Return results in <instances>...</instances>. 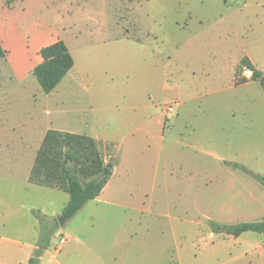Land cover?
<instances>
[{"label":"rangeland","instance_id":"rangeland-1","mask_svg":"<svg viewBox=\"0 0 264 264\" xmlns=\"http://www.w3.org/2000/svg\"><path fill=\"white\" fill-rule=\"evenodd\" d=\"M57 39L75 66L44 93L32 69ZM3 50L0 264H26L33 211L61 204L62 193L25 182L58 110L120 141L109 204L60 227L82 236L64 242L63 264H264L262 233L211 228L264 221L251 176H264V91L241 64L264 74V0H0ZM116 143L100 150L104 163L116 162Z\"/></svg>","mask_w":264,"mask_h":264},{"label":"trees","instance_id":"trees-1","mask_svg":"<svg viewBox=\"0 0 264 264\" xmlns=\"http://www.w3.org/2000/svg\"><path fill=\"white\" fill-rule=\"evenodd\" d=\"M4 53L3 51H0ZM41 61L32 72L44 93L51 92L73 66V58L63 40L42 46L39 49ZM241 64L251 70L250 78L256 79L264 91V74L256 69L249 59ZM243 170H245L243 168ZM111 175L110 164L103 162L98 142L89 136L56 129L46 130L30 169L28 182L33 185L56 188L68 194L62 208L67 219L82 206L94 199ZM264 187V176L251 174ZM39 223L36 248L33 249L27 264H38L44 249L49 245L50 236L58 229L56 218L40 211H33ZM216 232L238 236L245 231L264 235V221L240 222L236 224H211Z\"/></svg>","mask_w":264,"mask_h":264},{"label":"crops","instance_id":"crops-1","mask_svg":"<svg viewBox=\"0 0 264 264\" xmlns=\"http://www.w3.org/2000/svg\"><path fill=\"white\" fill-rule=\"evenodd\" d=\"M45 45H47V44H45ZM45 45H43V46H45ZM41 47H39V49ZM68 51H69V49H68ZM40 61H41V57H40ZM74 66H75V64H74V60H73V67L71 68L72 70L74 69ZM72 70H70V71H72ZM72 79H74V76H72ZM92 121L93 120H89V119H85V118L84 119H81V120H77L74 117L72 119H70V120H65L60 115V111L59 110H58V117L56 116V121H55L56 124H57V126L55 127L56 130L67 131V132L77 133V134H83V135L92 137V138H94L98 142V147H99V150H101V151H102V149H106V142H108L110 140H113V141H116L117 142L115 144V148H114L115 149V154H116V162L114 163V165H111L110 164L111 175L109 176L106 184L104 185V187L102 188V190L100 191V193L94 199H91L88 202H86L82 206V208L79 209L71 218L66 219V222H65V224H64L63 227L67 226L69 223H72V221H75L76 219L79 220V219H82L84 217L90 218V214H91L92 210L94 208H96L97 205L102 204V203L105 204V205H108L109 204V200H107L106 199V196H105V191L107 190V187L109 186L110 181L112 180V178L114 177L115 173L119 170V167H120V163H119V160H118V157H117L118 152H119V142L120 141H117V139H114V138H111V137H107V136L100 135L101 133H99V131L97 130V127L93 125L94 121H93V123H92ZM44 134H45V132L40 136V138H39L40 141L38 143L35 142V140H34L33 143H37L36 146L39 145V143L41 142ZM15 139L19 143L24 144L23 147H25V149L27 151L28 148H30L31 145H32L31 135L29 134V127H26L25 128L24 126H22L21 134H16ZM30 169H31V162H30L29 157H28L27 170H26V176H25V182L27 184H28V177H29ZM28 185H30L31 188H34L35 187V188H41V189H52V190L57 191L58 193H62L61 194V195H63L62 196V201H61V204L58 207V209H56V210H54V211H52L50 213H45L44 211H41V213H43L45 215H48L50 217H55V218L58 215L62 214V208H63V206L66 204V202L68 200V194L66 192H64L62 190H59V189H56V188H47V187L46 188H43L41 186H37V185H33V184H28ZM91 205L93 207L89 209V207H91ZM87 209H89V210H87ZM85 211H86V213L84 214ZM36 221L37 220L35 219V222H34L35 225H37V222ZM58 226H59V224H58ZM72 231H70L69 229L66 230V231H63L60 228V226H59V229H58V231L56 233L58 235H60V237L61 236H64L65 243H66V241L68 239H71V238L76 239L78 242H81L82 241L81 233L78 232L77 230H75L73 232ZM37 236H38V228H37V231L35 233V236L33 234L31 236V240L30 241H27V243H26L27 247L30 249V252H29V254L26 257V264H27V261H28L29 257L32 255L33 249L36 248V242H37V238H38ZM32 237H34V238H32ZM65 243H63V244H65ZM56 245H55V247H56ZM62 245L56 250V251H58L56 253H51L49 251L50 250L49 249L50 246L48 245V247L46 249H44L42 255L40 256L38 264L41 263V260L43 259L44 254H47L49 256V259L52 260V261H54L56 264H63L62 259L60 258V256L57 259V254H59L61 252Z\"/></svg>","mask_w":264,"mask_h":264},{"label":"built area","instance_id":"built-area-1","mask_svg":"<svg viewBox=\"0 0 264 264\" xmlns=\"http://www.w3.org/2000/svg\"><path fill=\"white\" fill-rule=\"evenodd\" d=\"M165 111L171 113L173 111V107L171 105L164 107ZM65 242L64 236L59 237L58 243L54 249H58Z\"/></svg>","mask_w":264,"mask_h":264},{"label":"water","instance_id":"water-1","mask_svg":"<svg viewBox=\"0 0 264 264\" xmlns=\"http://www.w3.org/2000/svg\"><path fill=\"white\" fill-rule=\"evenodd\" d=\"M247 73L251 74V70L247 69ZM66 219H67V217H66V215L63 214V213L60 214V215H58V216L56 217V220H57V222H58V224H59L60 227H63V226H64V224H65V222H66Z\"/></svg>","mask_w":264,"mask_h":264}]
</instances>
